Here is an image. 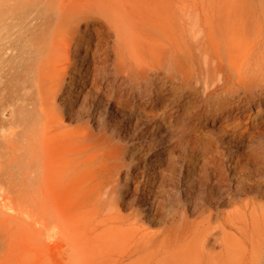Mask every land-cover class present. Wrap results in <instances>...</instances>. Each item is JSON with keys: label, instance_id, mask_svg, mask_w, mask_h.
Here are the masks:
<instances>
[{"label": "bare ground", "instance_id": "1", "mask_svg": "<svg viewBox=\"0 0 264 264\" xmlns=\"http://www.w3.org/2000/svg\"><path fill=\"white\" fill-rule=\"evenodd\" d=\"M199 2L0 0L1 239L24 235L36 247V256L23 254L25 264H264V201L255 196L233 210L210 207L194 219L165 218L155 183L149 185L154 173L134 160L162 129L173 128L172 118L184 98L200 91L199 82L214 97L227 91L224 100L232 101L264 79L263 53L251 66L244 54L236 63L237 47L245 44L243 6ZM100 62L119 76L112 91L100 82ZM71 63L76 72L69 82ZM214 73L223 75L222 83ZM137 80L152 81L148 98L124 88ZM251 117L229 126L228 136L250 131ZM124 136L132 146L123 145ZM238 159L229 161L233 173L243 166ZM122 194L142 208L123 212ZM150 221L163 223L154 229ZM54 239L63 243L56 259L48 254Z\"/></svg>", "mask_w": 264, "mask_h": 264}, {"label": "rangeland", "instance_id": "2", "mask_svg": "<svg viewBox=\"0 0 264 264\" xmlns=\"http://www.w3.org/2000/svg\"><path fill=\"white\" fill-rule=\"evenodd\" d=\"M198 1H201L198 3L199 6L207 7L215 4V0H197V2ZM226 3L228 6H231L232 9L243 6L242 10L244 11L245 25L240 28L242 31H240L239 34L240 38H243H241L243 42L240 43V39H238L237 42L240 44L245 43L242 45V47L244 46L243 49L249 44L248 41H250V44L244 51H242V47L240 48L241 45H237V49L239 48V50H237L238 54L236 55V63L238 65L239 62H243L240 60L242 59L240 55L242 56L244 54V56L247 57L245 53H241L247 50L248 52L250 51L249 53L246 51L250 57H242L244 58L243 60L247 59L244 62H249L251 66L254 64L253 61L258 52H260V54L263 53L264 57V51L261 49V47L264 46V0H226ZM236 10H240V8ZM261 24L263 25L262 29L260 28ZM215 31L218 32L219 28H215ZM245 35H247L246 38ZM245 40L248 43L245 42ZM252 47L254 48L252 49ZM100 55V58L102 59L104 57L103 51L100 52ZM248 59H252V61L250 60V62ZM74 61L75 60L73 59L71 62ZM77 62L78 60L76 61V64ZM99 64L98 69L99 72H101L98 77L103 88L105 89L106 85L109 90H114L117 87L119 76L114 70L112 71L111 68L104 67L102 62ZM69 66V74L66 76V80L71 82L73 81L72 77L76 72L74 67L75 63H71ZM205 72L207 71L204 70L201 73L202 76L200 75L198 78H204L207 74ZM217 76H220L219 79ZM220 78H222V81ZM213 79H215V81L218 79L217 81L222 83L223 75L214 73ZM137 82L138 84L140 83L139 87H137ZM151 82L152 81L150 80L128 81L125 83V86H123L128 89V91L129 89L132 90V95L134 96H136L137 92V96L139 94L142 95L143 93V97L146 99L145 96L148 98V94L150 93L149 90H151L153 85ZM233 86L237 87V83L233 84ZM197 87L200 91L195 94L193 99H183L180 115L172 118L174 124L173 128L166 127L162 129L164 134L160 135L156 142H151L145 147L142 151L145 152L143 156L133 154L135 158L134 160H136L138 164L145 165V172L150 171L151 173H154L153 177L150 176L152 179L149 182V185L152 181L155 183V192L157 193L159 208L162 210L161 212L165 218L173 213H179L187 216L188 219H194L198 216L199 212L210 207L218 208L220 211H227L230 208L233 210L237 205L243 203L245 199L247 201L255 196L259 197L261 201H264V195H260V191H264V187L258 186L259 183L261 185V181L259 180L264 181V162L257 163L251 159V156H256L264 160V79L260 80L256 85L246 88L243 92L239 91V95L234 97L232 100L233 102L230 99L229 101L224 100V96H228L226 93L227 91L224 92L218 89V96L214 97L213 95H210L209 90L207 91L203 89L200 82ZM137 88L142 92L139 93ZM140 88L142 89L140 90ZM145 88L146 90H144ZM211 89H213V87H211L210 90ZM89 92L93 94L94 91L92 89H87L86 93ZM176 106L177 105L174 103L173 108ZM147 107H149V105ZM147 107L146 109H148ZM252 115L253 117H251ZM248 116L253 118L252 120L255 119V121L251 120V124H253L251 130L244 132L238 131L236 137L228 136L227 132L229 131V126L232 127V125L237 124L239 120H243ZM70 122L72 125L78 123L76 120H70ZM140 125H143L142 122L139 126ZM123 138L124 139L121 140L123 145L127 147L132 146L133 142L130 137L124 136ZM209 143L210 145H208ZM207 147L209 149L211 148L212 151L209 154L205 153ZM139 150L140 148L137 147L130 151L139 152ZM233 156L237 159L239 158L238 160H242L243 162L240 172L237 171V173H233L229 166V161H231ZM241 172L242 174H240ZM235 174L244 176L242 183L239 182L241 187H238V181L235 179ZM232 194L234 197H229ZM130 196L131 195L122 194L121 198L123 199L120 198L122 203L120 201L119 203L123 212H129L132 208H142V204L139 201L137 203L129 204L128 201L130 200ZM162 223L163 222L150 221L149 225L155 229L162 226ZM3 228V223L0 222V264H17L18 262V264H25L26 260H23V256L26 254V251H29L34 256L37 255L36 247L25 241L23 238L24 235L12 238L14 241L17 240L16 243L10 239V242H13V245L4 237H2V239L4 238L2 240L1 234H3L5 230ZM234 233H236V231ZM92 235L93 233L89 235L87 240L89 246V243H91L90 252L91 248L94 246L90 239V236ZM54 240H58V242H49L48 245V254H53V256L51 255L52 259H56V252H60L59 250L63 244L60 239ZM18 241L20 244L17 243ZM24 242L25 244H23ZM21 243L23 245H21ZM50 243H52V248ZM3 246L7 250V253H4ZM10 250L12 251L10 252ZM21 251L25 252L22 253ZM87 253L89 254V251ZM4 254L8 255H5L4 257ZM3 257L4 259H2ZM55 264L63 263L56 261Z\"/></svg>", "mask_w": 264, "mask_h": 264}]
</instances>
